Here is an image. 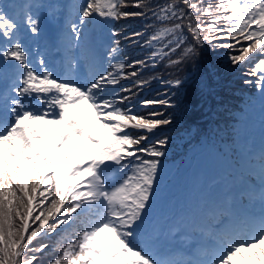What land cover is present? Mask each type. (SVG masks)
Instances as JSON below:
<instances>
[{"label":"snow or ice","instance_id":"snow-or-ice-1","mask_svg":"<svg viewBox=\"0 0 264 264\" xmlns=\"http://www.w3.org/2000/svg\"><path fill=\"white\" fill-rule=\"evenodd\" d=\"M179 4L189 11L186 13ZM129 7L143 10H122ZM148 11L161 22L146 41L150 47L160 45L152 52L153 62L185 44V27L194 43L184 47L181 59H170L171 65L194 57L198 45L211 43L224 31L233 40L239 36L250 42L238 55L230 57L233 64L245 61L252 53L264 57V0H217L204 8L192 0H170L157 10L150 7L148 0H133L131 4L126 0H87L81 8L80 23L93 15L134 18L144 17ZM201 16L209 21L205 24ZM185 17L189 21L186 26ZM23 23L32 34L39 32L38 21L30 12L24 14ZM20 28L16 15L0 6V37L10 45L0 48V76L17 74L10 89L15 96L7 97L10 104L0 110V264H34L35 253L43 252L48 245L30 247L33 239L61 225L73 224L81 215L85 217L83 227L73 237L59 242L63 246L51 264H174L157 259L137 242V228L143 223L153 194L159 158L165 155L160 148L166 144L161 139L145 146L144 141L158 127L169 125L171 118L158 111L147 116L133 114L131 109L118 106L115 95L106 98L107 86L119 85L124 69L134 65L112 64L116 71L101 73L84 85L58 80L49 71L39 73L29 65L22 44L13 39ZM72 31L78 39L75 24ZM141 35L132 33L133 37ZM118 51L116 47L111 49L113 58ZM9 61L16 63L9 65ZM135 64L147 66L143 60ZM257 73L260 75L256 83L264 89V58L255 62L252 74ZM137 76L138 70L134 69L125 78ZM146 83L135 81L138 87ZM167 83L180 86L182 81ZM128 99L124 96L120 102ZM142 104L172 106L169 99L144 100ZM93 120L103 137L87 131L88 122ZM130 127L140 134L134 136L127 131ZM130 157L138 162H132ZM261 159L264 164V156ZM126 160L128 163H123ZM129 164L131 174L125 172ZM112 165L118 167L113 169ZM212 264H264V217L252 222L249 238L230 239Z\"/></svg>","mask_w":264,"mask_h":264},{"label":"rangeland","instance_id":"rangeland-1","mask_svg":"<svg viewBox=\"0 0 264 264\" xmlns=\"http://www.w3.org/2000/svg\"><path fill=\"white\" fill-rule=\"evenodd\" d=\"M58 1V0H53ZM61 1V0H60ZM197 0H192L193 3H196L199 7L204 8L207 6H203L202 3L204 1L196 2ZM213 0H208V2H211ZM216 1V0H215ZM23 3V0H10L9 2H1L0 6L5 9L4 11H7V9H10L9 3ZM132 3L133 0H130ZM150 7L152 9L157 10L158 6H163L166 3H169L170 0H148ZM217 2V1H216ZM27 4V3H26ZM26 4L22 5L24 7V10L22 13H18L17 10H14L13 13L16 15V18L20 22V19L23 17L26 12H30L34 18L37 17L33 13V9L30 6H27ZM55 4V3H54ZM201 5V6H200ZM179 8H183V10L187 13L189 10L186 6L179 4ZM57 7H54L53 11L56 10ZM143 9H137L130 7L127 11H142ZM53 11H49V15H47V18L49 16H52L54 19H59L58 16L54 15ZM40 13H43L40 9ZM204 16H201L200 19L203 21ZM38 18V17H37ZM63 19V18H62ZM125 19L126 20H133L130 21L129 24H127L124 28H130L128 30H125L122 32V27L118 29L116 32L121 33L122 32V38L124 37H132L130 39H127L124 41L123 46L120 48L121 52L126 51V55L123 56V63L126 65H134V68L126 67L121 74V78L124 81L125 88L131 89L130 92H125V95L123 94L122 97L128 96L129 99L123 101L124 108L131 109L133 114H139V109L142 110H148L150 112L152 111H158L162 112L165 117H170L172 122L169 125H164L158 127L156 130H154L153 133L148 134L149 138L144 141L145 146H151L155 144L158 140L164 139L166 140V144L160 148L161 151L165 153L164 156L169 157V159H173V157H176V160H180L184 154H186V151H189L191 148L200 145V147L205 146V144H202L201 142L209 138V133L203 132L201 130V127L195 126V125H182L178 126L182 122L188 123L189 116L191 112H198L200 114H207L211 115L213 111L215 110L216 106L220 105V99H223L225 97H230L237 101H232L235 105H229V109H227L229 113V117L231 119L230 124L234 126L233 130L236 133H241V129L244 128L246 131L244 133H241L243 137H248L250 131H253L254 125H249L246 122L241 125L243 118L240 120H236L235 116L236 114H243V108L248 106L249 103H251L254 107L247 109V112L245 113L244 117H246L248 114H255V113H261L264 112V89L258 87L257 89H254L250 92V97H244L245 95L241 92L242 85L241 84H248L252 78L251 73L248 72H241L240 67H243V69H251V66L248 65V63L255 57H258L259 59L264 58L262 56L257 55L256 53L250 54L249 58H246L245 61L239 62L237 64H233L231 62L230 57L233 55H238L240 52V49L242 47H245L248 45V41H243L242 39L235 42L236 40L226 41V42H220L222 39L221 37L227 36V31H224L222 33H218L216 39H213L211 43L205 42L203 45L197 46V55L194 57L185 58L182 60L181 63L178 65H171L169 63V60H178L181 59L183 49L184 47H187L189 44L194 43L192 40V37L190 33H188L187 28L185 27L183 29V35L187 37V40L185 44L177 49L174 53H170L169 56H166L164 59H160L159 57L156 58L155 62L151 59L152 52L160 47L159 44H155L154 46L150 47L147 45L146 41L149 39L151 34L158 29L161 26V22L156 20V18L152 15L151 11L146 12V15L144 17H134V18H120V20ZM196 19V17H195ZM193 19V21H195ZM97 23L94 25L96 34L97 31H102L103 34L108 36H113V28L111 27L112 18H103L96 15ZM48 21H50V25H53L54 22H52L49 18ZM118 19H115V26ZM205 21H209L205 20ZM137 22V23H136ZM179 22V21H177ZM206 22V23H207ZM205 23V24H206ZM184 24H186V17L184 19ZM170 26V25H169ZM220 27H225L223 24L220 25ZM48 29L47 27H43V30L45 31ZM134 32H140L143 33L141 36L133 37L132 33ZM93 34V30L91 32V35ZM90 37V33L88 34ZM94 38H97L96 36ZM119 39L118 41L121 42ZM14 40H17V36L13 38ZM226 44H233V48H227L222 47L219 45H226ZM10 46L7 41L3 37H0V48H4ZM217 48H221L217 51H214ZM167 51V49L165 50ZM136 56L132 60L127 61L126 56L132 54ZM143 60L146 62L147 66H141L139 64H135L136 61ZM11 63L15 64V61H10ZM3 61H0V64H2ZM154 63V66H153ZM138 70V76L132 77V78H125L127 77L128 73H130L133 70ZM258 75H260L258 73ZM137 79L146 80L148 83L143 85L142 87H138L135 85V81ZM176 79H180L182 81L180 86H174L173 84L167 83V81H175ZM249 79V80H246ZM5 83L6 81L2 79V76H0V89H5ZM120 85V84H119ZM119 85H113L110 87V89L105 90V95H107V98H111L112 95H116L118 92ZM250 86V85H249ZM150 91V93H149ZM149 93V94H148ZM148 97H145V96ZM143 97H145L144 100H154V99H169L171 103V107L162 106V105H148V107H144L145 105L142 104L141 100ZM116 98V96H115ZM243 100H245L243 102ZM127 101L130 102L127 106ZM126 102V103H125ZM217 108L216 110H218ZM251 112V113H248ZM248 113V114H247ZM194 114V113H192ZM251 115L247 118L250 119ZM170 126H178L177 128H170ZM262 126H260L261 128ZM164 128V129H163ZM130 130V133H132L134 136L139 135L140 133L138 130L134 128H128ZM89 132H95L101 137H103V133L99 129L98 124H94L93 127L90 126L87 129ZM167 130H171L170 134H166ZM254 133V132H253ZM135 147V146H134ZM138 155H141L142 158L145 159H151V157H148L146 154L138 153ZM190 155V154H189ZM160 157V163H163L168 158L166 157ZM189 160H185L186 164L190 162ZM212 159V157H211ZM129 160L132 162L137 161L135 157H130ZM227 161V160H225ZM217 165L221 164V162L216 161ZM124 163H128V161H124ZM214 163V162H213ZM224 170V169H222ZM169 174V166H159L157 177L161 176L166 177ZM156 186H154L153 194L149 201V207L145 209L144 215H148V219H150V215L156 216V210L153 205H156L159 203L161 198L159 199L157 196L154 195V192L159 188L157 182L155 181ZM168 201V199H166ZM185 200H182L180 203L184 205ZM206 201L203 203H200L199 205L205 206ZM179 200L175 202L176 206H180ZM188 205H195V203L191 204L188 203ZM178 206V210L179 209ZM159 210L158 213L162 211V209ZM39 211V210H38ZM186 214L188 211H182ZM75 216V214H73ZM85 220V217L81 215V217L76 220L75 223L70 225H61L59 228L56 229L54 232H48L47 235L45 233H41L38 237L34 238L32 241V244L30 247H35L38 243H44L48 245V248H46L43 252L35 253L37 257H50L49 259H53L56 255H59L60 247L63 245H60L59 242L64 239L65 241L68 236H74V231H71L73 229L79 230L80 227L78 223H82V221ZM143 223L145 224L142 227H139V230H137V236L140 233H143L145 235V230L149 229L148 225L152 227V229L157 230V227L159 229H162V227L156 223L147 221L144 217H142ZM217 221V220H216ZM38 223V222H37ZM141 224V225H142ZM36 224L33 225L35 227ZM63 229V230H61ZM47 231V230H46ZM165 230L163 229L162 232ZM69 232V233H68ZM66 234V235H65ZM59 245V247H58ZM39 247V246H38ZM32 253H28V255H31ZM46 261V264L48 260ZM37 262L34 261V264ZM51 264V262H50Z\"/></svg>","mask_w":264,"mask_h":264},{"label":"trees","instance_id":"trees-1","mask_svg":"<svg viewBox=\"0 0 264 264\" xmlns=\"http://www.w3.org/2000/svg\"><path fill=\"white\" fill-rule=\"evenodd\" d=\"M199 1H204L203 3H202V5L203 6H207L209 3H212L213 5L216 3V1L215 0H213V1H211V2H208V0H197L196 2H199ZM126 2L127 3H129V4H131V2H130V0H126ZM201 6V5H200ZM130 8V7H129ZM129 8H127V9H122V10H128ZM155 10V9H154ZM195 17H196V13H194L193 12V14H192V20L193 19H195ZM202 18H204V22L206 23L207 21H205V20H208L209 18L208 17H206V16H204V17H202ZM130 21H133V20H126L125 21V19H122V20H120V19H118V21L116 22V27L118 28V29H120L121 27L123 28L122 29V32L123 31H125V30H128V29H130V28H124L127 24H129V22ZM189 21H188V18L186 17V24L188 23ZM137 23V22H136ZM122 32L120 33V36H119V39H121L122 38ZM227 33V36L226 37H221L222 39L220 40V42H226V41H230L231 40V42L233 41V39H231V36H230V34L228 33V32H226ZM130 38H132V37H124V38H122V40H120L121 42H119V44H120V46L122 47L123 46V42L124 41H126L127 39H130ZM239 40H241L240 39V37L238 36L237 37V40L235 41V42H232V43H236L237 41H239ZM219 49H221V48H217V49H215L214 51H217V50H219ZM125 52V55L127 54V52L126 51H124ZM136 56H134L133 55V53L132 54H130V55H127L126 56V59H127V61H129V60H132L133 58H135ZM259 60V58L258 57H255V58H253L249 63H248V65H250L251 66V69H243V67H240V70H241V72H248V73H251L252 74V70H253V68H254V65H255V62H257ZM260 74V73H259ZM250 77H252V78H249V79H251L250 81H255V82H250V83H248V84H241L242 85V90H241V92L245 95L244 97H250V92L251 91H253L254 89H257V83H256V81L259 79V75H258V73L256 74V75H253L252 74V76H250ZM249 79H246V80H249ZM250 85V86H249ZM123 89V88H122ZM122 91V95L124 94L125 95V92L123 91V90H121ZM122 95H121V97H122ZM236 101L235 99H234V97H233V99L232 98H230V97H225V98H223V99H220V105L219 106H216L215 107V110L213 111V113L211 114V115H207V114H200V113H198V112H191V114H190V116H189V121H188V123H186V122H182L181 124H179L178 126H182V125H195V126H198V127H201V130L203 131V132H206V133H209V137H211V136H218V135H222V136H224V135H227V136H231V135H236V132L233 130V128H234V126H232L231 124H230V121H231V119H230V117H229V113H228V111H227V109H229V105H235V104H233V102L232 101ZM245 100H243V102H244ZM252 101H253V99L251 100V103H249L248 104V106H246V107H244L243 108V114H236V116H235V119L238 121V120H240L241 118H243L244 117V115H245V113L247 112V109H249L250 107H251V105H252ZM237 102V101H236ZM123 103V102H122ZM126 103V102H125ZM129 103L130 102H128L127 101V106L129 105ZM120 105L121 106H124L123 104H121L120 103ZM217 108H219L218 110H216ZM123 109H125L124 107H123ZM150 113V111H148V110H142L140 113H139V115H142V116H147L148 114ZM192 113H194V114H192ZM178 126H170V128H177ZM164 129V128H163ZM171 133V130H167L166 131V134H170ZM228 140L230 141V142H234V141H236V139H235V137H233V138H228ZM201 143H204V141H202ZM203 147V146H202ZM200 148V147H199ZM189 153H192V151H189ZM182 157H184V156H182ZM199 157L200 156H197L196 158H195V160H194V162H195V165L196 166H199L200 165V160H199ZM182 161H181V159L179 160V164L181 163ZM135 163H137V162H135ZM168 165L167 166H169V172L171 171L172 173H174L175 172V170L177 169L178 171H181L182 169H183V165L182 166H178L179 164H178V162H176V163H173V164H169V163H167ZM159 166H166V163H160L159 164ZM167 177H162L161 178V176H158V178H156V182H157V180L159 181H163L164 179H166ZM78 225L80 226V227H83V223H78ZM71 231H74L73 233H75L76 231H77V229H73V230H71ZM69 233V232H68ZM66 235V234H65ZM68 237H73V236H68ZM42 243H38V244H36L35 245V247H38V246H40ZM44 244V243H43ZM50 257H37V263L36 264H46V261H47V259H49ZM50 262H51V259H49L48 260V262H47V264H50Z\"/></svg>","mask_w":264,"mask_h":264},{"label":"bare ground","instance_id":"bare-ground-1","mask_svg":"<svg viewBox=\"0 0 264 264\" xmlns=\"http://www.w3.org/2000/svg\"><path fill=\"white\" fill-rule=\"evenodd\" d=\"M223 213L226 215L227 211H226V210H224V211H223Z\"/></svg>","mask_w":264,"mask_h":264}]
</instances>
